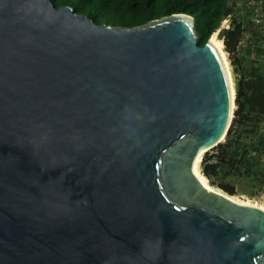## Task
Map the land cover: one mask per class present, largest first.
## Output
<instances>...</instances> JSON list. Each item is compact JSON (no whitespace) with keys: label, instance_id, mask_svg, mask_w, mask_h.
<instances>
[{"label":"water","instance_id":"obj_1","mask_svg":"<svg viewBox=\"0 0 264 264\" xmlns=\"http://www.w3.org/2000/svg\"><path fill=\"white\" fill-rule=\"evenodd\" d=\"M234 101L190 13L0 0V264H264V207L195 171Z\"/></svg>","mask_w":264,"mask_h":264},{"label":"trees","instance_id":"obj_2","mask_svg":"<svg viewBox=\"0 0 264 264\" xmlns=\"http://www.w3.org/2000/svg\"><path fill=\"white\" fill-rule=\"evenodd\" d=\"M57 7L71 5L78 12L86 13L98 23L136 26L151 19L186 12L194 15L199 44L204 45L224 19L233 13L230 0H52ZM242 21H235L227 28L225 44L229 51L239 47L238 34L243 30ZM236 71L239 64L233 63ZM264 74V73H263ZM236 101L237 115L222 141L205 152L201 171L214 186L234 193L235 185L228 179L244 180L254 190V195L264 192V90L248 95L240 82ZM241 137L237 139V135ZM230 143V146L227 144ZM224 153L225 161L215 159L211 150ZM240 185V182H236Z\"/></svg>","mask_w":264,"mask_h":264},{"label":"rangeland","instance_id":"obj_3","mask_svg":"<svg viewBox=\"0 0 264 264\" xmlns=\"http://www.w3.org/2000/svg\"><path fill=\"white\" fill-rule=\"evenodd\" d=\"M230 5L233 8V13L226 18L227 21L224 20L226 23L225 28L227 29L230 27L235 21H242L243 24V30L238 34L240 41L239 47L229 51L225 44V38L223 39L224 49L231 67L232 76L235 80L236 86L238 87L237 93L240 88V82L243 89L249 87L258 90V93H260L264 90V42L262 41L264 37L263 26L255 19L248 0L247 3H244L242 0H230ZM220 27L224 26L221 24ZM234 62L239 64V71H236V66L233 64ZM236 96L232 121L239 110V104L236 101ZM226 139L227 138L225 137L223 141L225 142ZM212 153L213 152H210V155H213ZM219 155L220 154H217L215 159H220L218 157ZM208 181L210 183L209 178ZM228 181L232 182V184L236 186L234 193H231L230 195L238 199L241 198L240 200L243 199L250 201L251 203H258L259 205L262 204L264 206V192L259 195H254L252 193L254 190L248 187L244 180L231 178L228 179ZM238 181L240 182V185L236 183Z\"/></svg>","mask_w":264,"mask_h":264},{"label":"bare ground","instance_id":"obj_4","mask_svg":"<svg viewBox=\"0 0 264 264\" xmlns=\"http://www.w3.org/2000/svg\"><path fill=\"white\" fill-rule=\"evenodd\" d=\"M211 39H212V42L218 47V49L220 50L224 60H225V63H226V66L228 67V70H229V73H230V85H231V89H232V95L233 97L236 96V93H237V89L238 87L236 86L235 84V80L232 76V71H231V67H229V61H228V57L226 55V52H225V49H224V41H223V38L219 37V29H217L216 31H214V33L212 34L211 36ZM234 108H235V101L233 103V108H232V113H231V119H232V115H233V112H234ZM195 171L196 173L200 176L202 182H204L205 184H209V181H208V178L206 175H204L200 170H199V163H196L195 165ZM238 199V198H237ZM241 198H239V201H240ZM242 201H246V200H243ZM246 202H250V201H246ZM251 203V202H250ZM258 204V203H257ZM262 205V204H260ZM262 207H264L262 205Z\"/></svg>","mask_w":264,"mask_h":264},{"label":"built area","instance_id":"obj_5","mask_svg":"<svg viewBox=\"0 0 264 264\" xmlns=\"http://www.w3.org/2000/svg\"><path fill=\"white\" fill-rule=\"evenodd\" d=\"M251 5H252V12L255 16V19L258 20L262 24L263 29H264V0H251ZM224 20L227 21V19H224ZM225 21H223V23H222V26H224V27L226 26ZM220 28H222V27H220ZM262 41L264 42V37H263ZM227 145L230 146V143H228ZM211 151L218 152L217 150H213V149ZM224 157L226 158V156H224Z\"/></svg>","mask_w":264,"mask_h":264},{"label":"crops","instance_id":"obj_6","mask_svg":"<svg viewBox=\"0 0 264 264\" xmlns=\"http://www.w3.org/2000/svg\"><path fill=\"white\" fill-rule=\"evenodd\" d=\"M244 3H247V0H242ZM249 1V4H250V6H251V8H252V5H251V0H248ZM244 91L248 94V95H252V94H254V95H257L258 94V90H255V89H253V88H249V87H247L246 89H244ZM263 124V126H264V120H262L261 121V125ZM218 151V150H217ZM211 152H213L212 154L213 155H215V154H217V152L216 151H211ZM224 157V153L222 154V153H220V155L218 156L220 159H222V160H225L226 158L224 157H222V156ZM221 160V161H222Z\"/></svg>","mask_w":264,"mask_h":264}]
</instances>
